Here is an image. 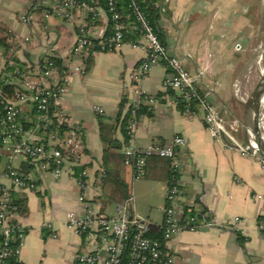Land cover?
I'll return each instance as SVG.
<instances>
[{
	"label": "crops",
	"instance_id": "obj_1",
	"mask_svg": "<svg viewBox=\"0 0 264 264\" xmlns=\"http://www.w3.org/2000/svg\"><path fill=\"white\" fill-rule=\"evenodd\" d=\"M58 1L0 0V24L10 33L9 43L15 56L28 68L50 56L67 63L72 55L76 26L45 15ZM243 4L236 8L233 0H167L160 8L157 28L164 36L169 53L181 58L198 88L209 94L221 117L233 123L239 141L247 142L244 132L255 117L252 101L255 89L249 90L250 96L242 95L237 78L244 67V54L233 48L236 41H247L245 31L240 28L244 18L238 14L235 18L233 14L236 9L241 12ZM74 14L76 18L85 15L82 11ZM24 17L27 22H23ZM234 19L240 22L235 24ZM106 20L103 13V22ZM26 38L30 43H25ZM145 57L140 48L125 44L112 52H95L88 71V60L74 62L82 72L70 76L68 93L60 103L69 123L82 131L81 166L89 180L86 200L102 216H114L119 204H114V215L106 214L108 201L101 198L104 147L99 116L106 125L116 126L113 137L124 146L117 119L120 114L124 117L127 101L134 96V87L126 86L129 76ZM6 62L7 57L0 50V78ZM168 76L165 67L157 66L139 84L147 94L157 97L166 92ZM96 108L103 113H98ZM177 136L187 142L181 150L186 162L179 176L182 195L176 203L178 212L185 213L189 209L206 212L217 225L232 228L182 232L168 244L176 264H264V236L260 232V227L264 226V202L254 199L255 195L264 193V169L256 159L242 156L231 148L227 140L213 137L201 110L190 116L177 108L174 97L156 98L151 110L140 120L137 144H166ZM9 156L0 149V185L6 183L2 172L7 165L34 178L37 185L36 190L15 191L28 208V214L20 218L27 230L21 264H80L78 256L97 249L98 244L78 236L62 223L69 213L83 212L77 180L69 174L55 178L23 156L15 155L12 159ZM124 176L132 184V192L137 180V189L148 192V210L153 218L161 213V219L159 222L146 220L160 226L168 182L135 178L133 170L126 165ZM131 196V213L136 216ZM98 201L102 202L100 207ZM237 218L240 219L238 224L235 223ZM47 221L57 222L54 230L43 228ZM100 254L98 264H103L107 256L104 247L100 248Z\"/></svg>",
	"mask_w": 264,
	"mask_h": 264
},
{
	"label": "built area",
	"instance_id": "obj_2",
	"mask_svg": "<svg viewBox=\"0 0 264 264\" xmlns=\"http://www.w3.org/2000/svg\"><path fill=\"white\" fill-rule=\"evenodd\" d=\"M128 3L134 19L125 24L117 11L116 0H109L108 7L112 13L109 25L108 18L103 22L105 12L100 0H59L46 10V17L62 19L74 24L77 29L72 55L67 63L63 62L64 68L59 70L53 63L47 62L30 67L26 72L17 69L13 74H8L4 72V67L1 76L7 84L15 85L16 91L14 98L0 95V149L9 153V159L15 155L23 156L55 178L69 174L78 182L83 212L69 213L62 223L78 236L98 244L97 249L82 252L78 256L80 264H98L101 261V247L107 252L103 264H176L168 244L182 232H196L203 228H232L228 225H217L206 212H195L191 209L185 213L178 212L176 203L182 195L179 176L186 162L181 153L187 145L183 137L177 136L173 142L166 144H137L138 126L146 115V112L141 111L142 107L148 105L151 110L156 102L155 96L143 91L139 83L153 68L165 67L169 71L166 87L182 95L187 102L196 101L199 104L203 121L213 137L227 140L231 148L242 156L256 159L264 169V151L260 143L254 138L247 142L239 141L234 133L233 123H227L221 117L209 94H200L181 58L170 54L160 41L155 28L141 8L140 0H128ZM81 11L85 15L76 18L74 13ZM99 19L102 23L96 24ZM22 20L28 21L27 17ZM128 33L136 34L137 40L126 42L125 36ZM25 43H30L29 38L25 39ZM95 43L99 46V52H112L125 44L145 52V59L130 74V81L126 84L127 87H134L135 92L127 101L130 118L123 154L125 165L133 170L135 178L144 176L149 157H159L171 162L175 177L167 185L163 221L159 226L163 232L164 246L148 237L153 226L149 220L132 215V196L117 206L114 216H102L86 200L85 191L89 186L86 170L76 176L75 169L81 166L84 154L82 131L69 123L60 103L68 93L70 76L82 72V68L73 63L91 57L95 53L91 52ZM34 108L35 118L32 115ZM96 111L103 113L99 108ZM185 114L195 115L190 109ZM55 119L69 129L62 136L51 129ZM23 121L34 126L26 129ZM40 130L49 132L40 133ZM2 178L6 183L0 185V234L4 238L0 243V264H5V260L10 257L16 259V264H21L20 254L27 230L17 214L12 194L16 190H36L37 185L34 178L18 172L10 165L3 170ZM254 199L264 202V193L255 195ZM239 222V218L235 219V223ZM56 223L47 221L43 228L54 230ZM260 232L264 236V226L260 227Z\"/></svg>",
	"mask_w": 264,
	"mask_h": 264
},
{
	"label": "trees",
	"instance_id": "obj_3",
	"mask_svg": "<svg viewBox=\"0 0 264 264\" xmlns=\"http://www.w3.org/2000/svg\"><path fill=\"white\" fill-rule=\"evenodd\" d=\"M167 0H140V5L144 13L146 14L148 20L153 25L160 41L165 45L164 36L161 31L157 28V20L160 13V8L164 6ZM103 10L108 18L109 25H111V15L109 11L108 2L109 0H100ZM117 11L122 16V21L125 24H129L133 21L132 12L129 8L128 0H116ZM102 21L99 19L96 24H101ZM10 33L5 27L0 24V50L4 57H7V62L5 65V73L13 74L17 69L26 72L28 67L20 62L15 56L12 44L9 43ZM138 36L134 33H128L125 36V41L137 40ZM166 46V45H165ZM91 52H99V46L97 43L91 48ZM87 63V71L90 69L92 64V59L89 57ZM53 63L59 70H62L63 62L60 58L55 56L47 57L44 63ZM168 71V70H167ZM169 72V71H168ZM262 84V83H261ZM261 84L255 89L252 95V101L257 102L260 100L263 90L261 89ZM16 91V86L7 84L6 81L0 78V95L3 97L14 98ZM200 94H204L203 91L199 89ZM169 95L176 99L177 108L186 113L190 109L193 113H197L200 110V106L196 101L187 102L182 95H179L171 88L166 87V92L164 94H159L157 97ZM149 110L148 105H143L142 112ZM33 117L36 116V109L32 113ZM130 118V113L127 111L124 117L120 114L118 116L117 122L124 135V146L119 144L117 140L114 139L113 134L116 130V126H109L102 122L103 117L99 116V133L103 150V165H102V199L107 200L112 204H123L125 201L131 197L132 194V184L127 181L124 176L125 168V156L123 150L127 141V126ZM23 125L26 129L32 128L34 125L32 123H26L23 121ZM54 132H57L60 136L64 135L69 129L66 125H60L55 119V124L51 127ZM46 133L49 131L40 130V133ZM47 136V135H45ZM113 149L115 152H113ZM122 150V152H121ZM84 171V167L79 166L75 169L76 176ZM134 173V172H133ZM175 177L170 160L159 158V157H149L147 159L145 174L142 178L151 181H162L170 182ZM12 199L14 206L17 207L18 216L25 217L28 214V208L25 200L19 199L14 192L12 194ZM148 237L152 240L160 242L164 246L163 232L159 226H151ZM4 240L3 236L0 234V243ZM14 243L12 247H14ZM126 263V260H125ZM5 264H16V259L10 257L5 260Z\"/></svg>",
	"mask_w": 264,
	"mask_h": 264
},
{
	"label": "rangeland",
	"instance_id": "obj_4",
	"mask_svg": "<svg viewBox=\"0 0 264 264\" xmlns=\"http://www.w3.org/2000/svg\"><path fill=\"white\" fill-rule=\"evenodd\" d=\"M242 2L244 3L243 9L241 10L242 13L238 12L239 10L237 9L233 12L235 18L238 16L244 18L240 24V28L245 31V38H247L246 42L236 41L237 43L235 42L233 46L235 52L244 54V67L240 71L237 80L241 82V93L243 96L245 94L250 96L251 91L249 90L256 89L261 83L260 86L263 90L260 100L258 99L254 104L255 106H253L255 117H253L249 124L247 123L250 126L245 130L244 138L247 141L250 138L256 139L264 151V0H233V5L237 8ZM234 22L238 24L240 21L234 19ZM238 45H240V48H237ZM138 182L139 180L134 181L132 192L134 197V213L139 218L156 219L159 222L161 213H157L155 218L151 216L146 199L148 192L137 189ZM101 204L102 202L98 201L99 207ZM106 204L108 206L106 214L114 215L115 205L110 202H106Z\"/></svg>",
	"mask_w": 264,
	"mask_h": 264
}]
</instances>
